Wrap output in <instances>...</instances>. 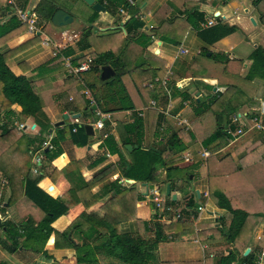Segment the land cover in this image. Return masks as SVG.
Instances as JSON below:
<instances>
[{
	"label": "crops",
	"instance_id": "1",
	"mask_svg": "<svg viewBox=\"0 0 264 264\" xmlns=\"http://www.w3.org/2000/svg\"><path fill=\"white\" fill-rule=\"evenodd\" d=\"M23 1L0 0V23H5L11 16H15L9 2L33 14L40 2L28 0L23 5ZM47 1L58 10L68 13L73 19L72 23L57 28L51 22L39 21L35 16V33H30L26 28L22 34L14 36L6 44V48L16 50L13 53L14 66L11 71L14 75L25 76L35 83L42 109L35 117L21 116L19 120L17 117L0 116L1 127L4 126L8 130L14 128L2 138L11 143L0 152V221H10L19 226L24 220H33L35 223L42 220L43 212L25 198L22 182L29 165L31 170L33 156L36 155L41 157L40 171L44 175L38 187L53 199L65 198L72 188L62 174L71 162L87 184L95 173L114 164L117 171L105 182L85 188L83 182L75 181L73 184L75 187H83L80 192L82 200L71 206L65 215L55 219L51 227L54 231L62 233L85 211L102 217V206L110 197L109 190L112 187L110 183L118 179L126 181L127 185L135 183L122 176L121 158L131 160L137 146H121L119 137L123 132V125L133 123L134 118L138 117L143 126L141 135L145 147L151 144L160 147L163 139L171 132L181 130L186 134L182 141L185 150L174 156V161L177 162L173 166L176 169L187 168L192 172L190 177V174H185L189 177L188 182L182 177L175 176L177 179H174L173 190L170 186V192L176 195L175 205L182 210L183 218L180 221L191 222L194 232L179 241H173L170 234H167V241L158 245L157 261L160 264H240L246 250L252 253L257 261L260 253L264 252V217L258 224L254 222L251 227H247L233 248L219 233V228L229 225L231 221L229 213L217 208L209 198L204 210L198 211L199 205L206 202L202 194L209 192L207 162L201 158L200 153L202 150L210 149H205L201 141L214 132L216 119H219L211 112L200 114L199 110L203 103L213 98H218L221 102L213 107L216 111L230 110L228 113H231L232 109H235L232 114L226 113L223 118L221 117V122L218 121L224 125L225 131L228 127L231 130L241 128L243 135L235 139L230 138L227 144L214 153V157L221 159L229 156L232 161L229 164L231 166L228 174L229 185L239 186L242 192L248 194L245 193L242 198L235 194L231 198L232 201L251 213L254 210L264 211V133L252 129L250 122L252 118L264 122V81L256 75L251 80L248 78L254 50L261 49L264 55V0L257 6L253 2L255 0H131L132 4H128V0H113L109 8L105 7L106 0H95L105 8V11L98 13L93 24L86 21L90 20L94 10L82 0H67L71 3L69 10L61 8L57 4L59 0ZM194 9L205 15L204 21L199 23L197 28L185 21ZM216 14L218 15L215 16ZM212 17L216 20L215 25L235 27L236 32L212 45H207L200 39L198 30L201 29L202 23ZM131 19H138L142 28L130 35L141 34L150 39L147 40L148 45L145 49H143L145 42L141 40L126 41L124 24ZM50 26L54 28L51 31V42L47 46H42L44 37H48L44 35V31L50 32ZM89 26L90 49L84 51L79 48L80 38ZM55 49L58 50L56 56L53 55ZM180 50H187L188 53L180 54ZM204 50L208 52L203 56ZM64 51H70L71 54L65 57ZM107 51L112 52L125 66L122 81L135 109L110 113L112 121L105 123V129L99 132L100 136L95 135V131L99 130L92 127L93 134L88 136L89 142L84 147H77L70 139V134L74 133V130L70 129L76 125H90L95 120L91 112L84 113L87 102L89 106V100L84 93L88 92L92 98L86 81L93 82L97 75L89 72L92 62L86 72L77 75H70L67 72L66 63L77 67L75 65L78 62H81V65L90 59V53L99 54ZM145 69L154 75V79H165L166 85H154L153 89L156 92L153 94L139 91L136 85L143 77H147L142 73ZM173 87L178 91H174ZM164 91L166 96L163 95ZM181 92L190 97L186 105L180 103L178 93ZM151 100L157 103L155 109L149 108ZM169 100L172 104L171 109L168 108ZM193 100L197 104H194ZM12 110L18 112L20 107L14 105ZM140 112L142 115L138 116ZM63 115H68L69 118L62 126L55 127V124L63 121ZM73 115L78 116L74 118ZM177 116L187 119L190 124L189 131L184 132L177 125ZM234 117H237L238 121L232 123ZM104 133L114 138L116 145L114 149L117 153L109 154L106 148L102 147ZM21 136L29 139L30 143ZM48 137L61 151V154L52 161L41 152L42 143ZM0 143L3 144L2 141ZM218 144L219 142L211 145V148ZM126 146L132 147V150L129 151ZM184 156L190 159L188 163L179 161ZM251 167L250 176L259 179L253 183L243 173ZM160 176L161 179L165 176L164 170H161ZM153 187L157 185L136 184L137 193L142 200L136 203L135 218L142 222L151 221L153 206L148 193ZM89 195H94L97 200L86 210L84 201H88ZM166 198L172 201L171 197ZM173 222L177 221H170ZM135 228L133 223L128 222L122 225V232L131 233ZM19 232L22 233V230ZM198 232L203 240L201 244L199 241L198 244L195 243ZM143 236L152 238L153 228L145 230ZM0 239L6 240L2 230ZM55 242L56 236L53 233L44 245L38 243L36 239L30 240L24 248L20 246L13 254L3 249L0 244V264H76L77 252L64 246L56 247ZM231 251H234V256H229ZM96 257L95 264H127L105 253L97 254ZM260 264H264V259Z\"/></svg>",
	"mask_w": 264,
	"mask_h": 264
},
{
	"label": "trees",
	"instance_id": "2",
	"mask_svg": "<svg viewBox=\"0 0 264 264\" xmlns=\"http://www.w3.org/2000/svg\"><path fill=\"white\" fill-rule=\"evenodd\" d=\"M28 0L22 2L23 5ZM262 0L253 1L257 6ZM113 3V0H106V8H109V4ZM108 4V5H107ZM127 5V4H126ZM58 10L52 3L47 0H40L34 9V14L39 21L47 23L51 22V18L54 13ZM98 13L92 11L90 20L86 22L93 24L97 19ZM205 15L194 9L189 16L186 17V22L189 25L199 26V23L204 21ZM27 26L19 23L16 16H11L9 21L0 23V116L5 117H35L39 114L42 109V102L38 92L36 90L35 83L26 78L25 76H16L11 71L14 66L13 53L16 50H10L6 48V44L14 36H18L25 31ZM142 28V24L138 19H131L129 22L124 24V30L126 32V41L141 40L145 42L143 49L148 45L150 41L149 37L144 35H130L136 33ZM20 32V33H19ZM90 26L86 28L80 38L79 48L81 50H89L90 44L88 43V37L90 36ZM236 32L235 27H229L227 25H215L206 29H199L198 34L200 39L207 45H212L221 39ZM148 40V41H147ZM208 51L204 50L202 55L204 56ZM71 54L70 51L63 52L65 57ZM92 65L89 72H93L97 76L93 82L86 81V87L90 91L94 102L97 106L105 113H114L119 111H134V103L127 91L122 77L125 74V66L121 60L116 57L112 52L107 51L99 54L90 53ZM252 64L248 72V78L251 80L256 75L257 78L264 81V55L261 49H256L251 55ZM81 62H78L75 66L78 67ZM110 66L115 72V75L105 81L100 80L101 68ZM147 77H143L137 82L136 87L139 91L146 93H155L154 89H146L145 83L153 82L154 75H152L147 69L142 71ZM174 91H178L173 87ZM180 96V103L183 104L190 100V97L185 92L178 93ZM164 96H166L164 91ZM150 98V96H149ZM220 99L213 98L208 99L207 103L201 105L200 114L205 112H211L218 120L225 116L229 111H216L213 107ZM194 104H197L193 100ZM17 105L20 107V111L14 112L12 106ZM233 108L231 113L234 112ZM91 112L90 105L88 102L85 106L84 113ZM227 114V115H228ZM157 115L160 114L157 113ZM137 116V115H136ZM216 119V128L214 132L207 138L201 141L202 146L205 149H210L211 155L207 157V173H208V186H209V199L215 206L221 210L226 211L231 216V221L228 226L219 228L221 237L231 247H235L243 231L247 227L255 222L258 224L264 217V211H248L245 207H239L231 199L237 195V197H243L247 192L237 187H231L229 185L230 163L229 156H224L221 159L214 157L221 146L227 144L230 137L226 134L224 125ZM85 126V125H84ZM83 125H76L70 129L74 130V133L70 134L72 143L77 147H84L90 137L86 135ZM3 127V128H2ZM0 126V152L7 148L10 143H7L5 139L7 132L13 131L6 129L4 126ZM120 127H118L119 129ZM123 132L119 137L121 146L130 145L132 147L137 146V149L132 153V159L129 161L121 158V174L126 180L135 182L132 185L121 186L118 180L110 183L112 186L109 190V200L102 206L103 216L100 217L93 212L85 211L82 213L71 225L63 231L58 233L51 227V223L65 215L71 206H74L80 202L83 187L77 188L73 184L75 181H81L85 188H91L93 185L99 182H105L109 177L114 175L117 171L116 166L109 165L93 176L90 183H84L81 179V175L71 162L68 169L62 171V174L66 177L69 183L72 185L69 193L65 198L53 199L43 193L38 187L39 182L43 179V174L40 171L33 173L29 170L24 176L22 182L24 184V196L27 198L35 207L43 212V218L40 222L35 223L31 221H21L19 226L14 225L10 221H0V231L2 230L6 235V240L0 239V244L3 249L10 253H15L20 246L24 248L26 243L30 240H37L38 243L44 245L49 239L51 234L56 236V247H68L72 248L77 252L76 264H95L97 262V254L105 253L108 256L120 259V261L127 264H160L156 259V251L158 245L161 242L167 241V234H170V238L173 241H179L184 237H189L193 234L194 228L191 222L177 221L170 224H161L153 221L155 215L152 214L150 222H142L135 218V206L136 203L142 200L136 190V184H156L159 191L163 194L165 191L166 184H170L173 190L174 178L171 171L176 169L174 156L184 152L185 146L182 142L183 137L186 135L181 130L177 132H171L162 141L160 147L151 144L150 146H143L142 144V123L138 117L134 118V122L131 124L123 125ZM121 130V129H120ZM119 130V131H120ZM157 136V135H156ZM30 143L29 139L24 136ZM21 138V139H22ZM219 142L214 148L211 145ZM51 150H41L42 154L48 158L49 161L56 159L61 151L57 149L55 142L52 140ZM102 147H105L109 154H115L117 151L114 138L107 135L103 140ZM179 161L181 162L182 159ZM234 168V164H232ZM251 168L244 170L245 177L247 176L253 183L259 179L251 175ZM161 170H164L165 176L161 179ZM184 181H188V176L182 177ZM107 186V185H106ZM255 190H257L255 188ZM245 191V190H244ZM89 190L87 191V193ZM248 195V194H247ZM88 201H84L86 210H88L92 204L97 200L94 195L87 197ZM167 199V198H166ZM189 200V199H188ZM187 200V201H188ZM167 203L175 204L171 200ZM131 222L135 225V231L131 233H123L122 225ZM150 223V224H149ZM149 225L153 228L152 238H144L143 233L145 230H149ZM256 226V225H255ZM254 228V227H253ZM22 230V233L19 232ZM253 229H251L252 231ZM71 233V235H70ZM198 241L203 243L200 232L197 233ZM59 240L61 244H59ZM7 243V244H6ZM9 243V244H8ZM229 256H234V251H231ZM137 261V259H139ZM256 259L252 253L241 258L240 264H255ZM187 264V263H184ZM189 264V263H188ZM192 264V263H191ZM196 264V263H195ZM199 264V263H197ZM207 264V263H205Z\"/></svg>",
	"mask_w": 264,
	"mask_h": 264
},
{
	"label": "built area",
	"instance_id": "3",
	"mask_svg": "<svg viewBox=\"0 0 264 264\" xmlns=\"http://www.w3.org/2000/svg\"><path fill=\"white\" fill-rule=\"evenodd\" d=\"M9 4L12 6L11 11L17 17L18 21L22 24H25L27 26V30L30 33H32V34L35 33L36 32V17H35V15L29 11H24L21 8H18L17 5L13 2H9ZM128 4H132V1L128 0ZM215 24H216V20H215V18L212 17L211 19H208L205 23H202L200 28L204 29V28L213 26ZM50 42L51 41L47 37H44V39L42 41V46H47ZM55 50H56V52L53 53L54 56H56L58 54V50L57 49H55ZM179 53L180 54H187L188 51L187 50H180ZM90 63H91V59H88V61L86 63H82L78 67H72L71 64L69 62H67L66 63L67 72L70 75H77L79 73L86 72L89 69ZM156 84H161L162 86H165L166 80L161 79V78H155L153 80V82L146 83L144 86L148 89H153L154 85H156ZM84 94L86 95V97L89 100L91 113L95 117V120L93 121V123L91 122L90 125L96 130L103 131L105 129V123L106 122L111 123V121H112L111 114L102 112L97 107L94 100L89 96L88 92H85ZM183 105H186V102H184ZM156 106H157V103L155 100H151L149 102V108L150 109H155ZM168 108L169 109L172 108V104L170 103V100H169ZM141 115H142L141 112L138 113V116H141ZM236 121H238V119H237V117H234L232 120V123H234ZM176 122H177V125L179 127H181L184 132H187L190 130V124L187 121V119L180 118L179 116H177ZM250 122H251V128L252 129H256V130L264 133V122L260 121L258 118H252L250 120ZM226 134L230 138L235 139V138L241 137L243 135V131L241 128L231 130L230 127H228L226 129ZM106 136H107V133H104L102 138H105ZM41 149L42 150H44V149L51 150L52 149L50 137H48L47 139H45L43 141ZM200 155H201L202 159L206 160L207 157H209L211 155V153L209 151L202 150ZM106 156L109 157L108 154ZM182 161H185L188 163L190 161V159L187 156H184V157H182ZM40 164H41L40 155L33 156V166L31 168L33 173L39 172ZM118 181H120L119 184L121 186L127 185L126 181H124V180L118 179ZM148 195H149V201L153 206V214L155 215L153 221L159 222L161 224H168V223H170V221H174V220L179 221L183 218L182 210H180L177 207V205H175V204L167 203V201L165 200L166 197H165L164 193L162 194L157 187H153L149 191ZM202 198L204 200H206V202L201 203L199 205L198 211L204 210L203 208L206 206L207 200L209 198L208 192H204L202 194ZM195 243L198 244L197 237L195 239ZM263 259H264V252H261L259 255V258L255 262V264H260V262Z\"/></svg>",
	"mask_w": 264,
	"mask_h": 264
},
{
	"label": "water",
	"instance_id": "4",
	"mask_svg": "<svg viewBox=\"0 0 264 264\" xmlns=\"http://www.w3.org/2000/svg\"><path fill=\"white\" fill-rule=\"evenodd\" d=\"M82 1L84 3H86L88 6H91L92 9L97 13L105 11V8L102 5H100L99 3H96L95 0H82ZM217 15L218 14H216L215 16H217ZM72 20H73L72 17L68 13H66L63 10H57L54 13L53 17L51 18V24L54 27L60 28V27L68 26L69 24L72 23ZM113 75H114V72L112 71V69L110 67L105 66V67L101 68V74H100L101 81L108 80ZM76 116H78V115H73L72 117L76 118ZM68 118H69L68 115H63V121L55 124V127L62 126ZM84 130H85L87 136H91L93 134L92 126H90V125L84 126ZM126 149L131 151L132 147L126 146ZM165 196L171 197L173 202L176 201V195L171 194V192H170V184H166V186H165ZM248 253H249V251L246 250L244 252V256L248 255Z\"/></svg>",
	"mask_w": 264,
	"mask_h": 264
},
{
	"label": "rangeland",
	"instance_id": "5",
	"mask_svg": "<svg viewBox=\"0 0 264 264\" xmlns=\"http://www.w3.org/2000/svg\"><path fill=\"white\" fill-rule=\"evenodd\" d=\"M61 8H64V9H66V10H69V8H70V2H68L67 0H59V2L57 3ZM12 7V6H11ZM13 14V13H12ZM54 30V28L53 27H51L50 26V32H48V33H46L45 31H44V35H46V36H48L47 38L50 40L51 38H52V35H51V31H53ZM99 132L100 131H95V135L96 136H100V134H99ZM101 133V132H100ZM102 135V134H101ZM176 163V162H175ZM32 166H33V164H32ZM190 174L189 175V177L192 175V172H191V170H189V169H187V168H183V169H174V170H172L171 171V174H172V176L173 177H184V175L185 174ZM175 177V178H176ZM188 177V178H189ZM188 182V181H187ZM183 196H185V195H183ZM166 197V196H165ZM181 199V197L179 198V200ZM148 200V199H147ZM147 200L145 201V202H147ZM166 201H168V199H165ZM209 201H211V200H209ZM182 201L180 200V204H182L181 203ZM212 202V201H211ZM176 204V203H175ZM153 208V207H152ZM181 210V209H180Z\"/></svg>",
	"mask_w": 264,
	"mask_h": 264
}]
</instances>
